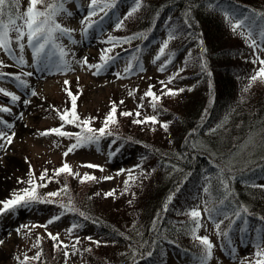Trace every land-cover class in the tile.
I'll list each match as a JSON object with an SVG mask.
<instances>
[{
    "label": "trees",
    "instance_id": "1",
    "mask_svg": "<svg viewBox=\"0 0 264 264\" xmlns=\"http://www.w3.org/2000/svg\"><path fill=\"white\" fill-rule=\"evenodd\" d=\"M231 2L238 3L241 10L246 13L250 12L251 9L264 10V0H231ZM131 3L132 0H121L117 12L122 14ZM191 3L192 0H143L141 9L125 21L123 28L117 30L113 27L115 16H112L111 20L105 21V27L108 30L107 35L111 32L115 36H127L132 32L151 29L147 39L137 37L130 44L117 45L116 48L118 50L116 53L120 55V59H125V62H127L126 57L139 47L142 49L139 56L141 66H143L146 58L151 56V50L154 51L155 48L158 50L159 43L166 38L170 23L168 17L171 16L174 21L180 22L184 10ZM27 4L28 0H21V10L26 8ZM156 12H159L158 17L155 16ZM191 15L193 17L191 27L189 28L185 25V34L174 38L169 44V49H174L176 56L188 48L195 47L199 61L201 48L198 37L202 34L207 48L206 57L212 72L211 77L208 76L207 72L201 71L199 62L193 68L194 71L192 69L193 72L184 75V71L181 73L183 74L182 76H178V79L191 78L189 82H184L181 79L184 86L179 87H183L185 90L176 96L167 94L162 96L156 109L160 113V119L172 121L167 131L159 124L153 126L150 122L143 125L133 123L132 121L136 118L135 111H133L131 116L118 115V123L110 126L112 131L119 133L121 137L120 140L116 141L117 144H123L121 151L126 148L135 150V154L138 157L137 163H139L140 157H147L143 163V167L148 170L147 173L141 174L131 166L129 169L135 172L138 178L134 182H129V190L127 192L124 191L123 183L127 174L123 178L116 180L113 185V189L117 193L115 198L111 196L105 197L102 194L103 191H107L104 188V183L108 179L80 182L77 177L64 173H61L58 179L48 182L46 186L39 189L42 193L52 191L67 181L77 206L88 212L91 219H84L78 213H65L63 217L54 223H58L61 219H65L68 225L72 222L82 223L80 228L86 227L94 237L101 240L116 241L115 244L102 243L95 245L87 239L81 238L78 243L72 240L73 243L71 244H77V250L74 254L69 252L67 264H131L129 255H121V253L128 249L129 243L138 242L141 239V237L136 235L137 231L142 232V239L148 240L149 243L153 239L157 240L154 256L150 258L149 264H152L153 260L156 264H170L168 257L171 254L177 257L182 255L183 258L191 259L195 262L199 253L196 242L186 231L177 230L182 225L173 224V221H185L188 219L186 215L178 214L177 210L184 212L187 206L195 205L197 193L204 183L203 177L209 172L215 176V165L210 162V153L212 151L225 156L229 153L238 152L250 129H254L257 132L258 140L260 135H264V132H261L264 129V94L261 93V90H254L252 87H247L246 89L247 77L253 74L255 64L250 61L251 59H245V57H249V55H245V38L239 34V31H232L229 24L223 19L222 13L218 10L209 9L203 0H200L199 6L193 7ZM164 58L166 56L161 59ZM0 60H4L6 65H8V67L0 69V71H19V68L12 61L3 58H0ZM169 74V72L166 75L150 73L144 83V88L137 92L138 94L132 99L127 97L129 92L125 88L113 92L104 103L102 116L95 115L99 119L92 121V123L97 127L100 126L103 116L111 106L110 101L118 102V113L124 109L135 110L141 95L147 90L148 85H153L154 91L158 94L163 91L159 83L161 79H165L167 86L171 87L166 80ZM1 79L4 78L0 77V83ZM11 79H4L5 86L11 85ZM210 79L212 82L211 88L209 86ZM257 83L256 88H260L262 84L264 85L260 81H257ZM192 85H195V87H192ZM69 87L74 92L78 91L77 87H74L72 83L69 84ZM0 96L3 97L4 94H0ZM61 96V100L58 102L54 101L52 105L62 110L65 106H70V100L64 90ZM121 97H123V103L119 104ZM84 98L85 92L82 90L78 96L77 111L82 117L92 116V110L84 109ZM205 108L208 109L206 114L204 113ZM164 109L167 110L165 111ZM141 112L142 114H153L147 96L144 97V107ZM49 113L53 118L52 126L62 123L54 108H51ZM202 115L206 116L203 120H201ZM225 117L227 118L225 119ZM217 125L221 126L217 127ZM65 127L73 131L78 130L72 125H65ZM151 127H155V131H151ZM212 127H216V131L209 133L207 129ZM193 128L198 129V132L189 135L190 129ZM52 135H55L56 139H64L71 142V138L60 137L56 134ZM195 136L204 140L209 147L204 151L193 150L190 141ZM126 137H132V140L123 139ZM113 140H115V137L103 138L98 146L99 152L95 155H102L104 148H107L109 152L110 142ZM186 140L189 141L187 145L185 143ZM169 141L172 142L169 143ZM177 152L187 154L186 159H179L175 155ZM192 153L195 154L192 155ZM97 156L94 158L96 159ZM262 156H264V144H258L250 159L247 155L238 156L237 159L249 160L248 169L251 170L244 169L241 171L240 169L243 166L238 163L236 165L238 170L235 173V178L230 181L235 198L250 205L251 210L257 213L264 212V190L252 188L244 181L257 184L264 183V160L261 159ZM216 159L219 160L220 157H216ZM165 160H171L173 164L178 163L183 173H190L188 180L184 181L182 179L181 171L173 172L171 166L165 165ZM28 162V165L31 164L35 169L37 179L39 178V172L43 168L53 169L60 165L49 158H36L35 163L31 160ZM72 166L73 170L78 171L80 174L87 171L94 172L97 177L101 175L108 176L105 166L103 170L92 169L85 165L81 166V164ZM153 168L155 171H151ZM177 183H180V191L174 200L170 202L168 210L160 212L161 218L157 221L159 235H167L169 239H157V234L151 231V222L162 208L167 195L175 190ZM215 184L216 181L213 179V186ZM96 192L100 194L92 195ZM133 192L135 196L132 195ZM199 194L202 195L203 192L201 191ZM58 198L67 200V194ZM129 200L132 201L131 204L128 203ZM58 209L59 205L37 203L28 208V217L30 213L32 215L34 213L36 216L45 214V218L48 220L51 214L57 213ZM134 220L137 222L135 229L132 227ZM259 223L257 216H249L248 226L253 231L246 232L245 238L242 240L239 228L244 226L243 221H237V226L231 232V244H228L226 238L219 236L223 245H225L222 252L226 259L229 260L228 262H234L233 255L229 254L232 247L236 249L234 253L236 256L237 251L241 250L243 244L247 247L253 243L255 225ZM226 224L227 221H225ZM35 226L39 227L38 225ZM80 228L75 229L70 234V237L79 235L77 232ZM39 230H35L31 224L23 229V235L17 245L18 249L13 262L20 264L16 259L17 255L23 259L24 253L31 257L37 251L43 249L41 256L37 260H29L27 264H65L63 248L57 247L54 250L53 241L47 236V233ZM201 231L200 229L199 233L203 234ZM121 233H126V235H121ZM37 234L40 235L41 239L39 245L36 244ZM128 236L132 237L131 241L127 238ZM89 244H92L91 251L86 250ZM81 249H85V251L81 252ZM72 256L77 258L72 261ZM137 264H145V262L144 260H138Z\"/></svg>",
    "mask_w": 264,
    "mask_h": 264
},
{
    "label": "snow or ice",
    "instance_id": "2",
    "mask_svg": "<svg viewBox=\"0 0 264 264\" xmlns=\"http://www.w3.org/2000/svg\"><path fill=\"white\" fill-rule=\"evenodd\" d=\"M200 0H192L190 6H188L183 14L180 22L174 21L171 16L168 17L169 26L167 29L166 38L159 43V48L153 56V61H159L162 57H165L162 63L159 64L158 71L164 72L166 67L170 65L175 57V50L169 49L170 42L177 36H183L184 26L191 27L193 17L191 15L194 6H199ZM207 7L213 11H220L222 13L223 19L229 24L232 31H239V34L245 38V43L250 46L252 53L249 57L245 59H251L255 64L258 62L259 66L253 70V74L247 77V87L251 86L253 82L260 80L264 82V56L261 52H264V10L251 9L250 12H244L241 10L238 3H233L231 0H203ZM121 0H88L86 6L77 5V8H83V15L80 17V34L81 38L88 39L90 34H95L97 39H101L105 43V47L100 49L99 59L92 63L89 61L87 55L77 58L75 49L67 47L62 42V38L67 37L69 43H76L74 33L76 29L66 26L58 19L60 15H73V11L67 7L68 0H28L26 8L21 10V0H0V49L11 58V60L16 62V67L19 71H0V77L7 79L12 78L16 82L18 89H24L25 94L22 100V96L18 94L17 91L9 90L6 87L0 86V94L6 95L10 98L12 104L22 101L23 104L31 103L28 96L38 95L36 88L31 85L28 77L34 74V71L43 72H53V73H67L69 71H74L71 68L73 60L76 61L80 66H86L88 69H94V74L98 75L102 72L112 70V66L120 59L118 53L113 54V49L119 44L129 43L136 39L137 37H143L147 39L149 31L151 29H146L140 32H132L127 36H115L111 32L107 36H103L104 31H106L105 21L111 20L112 16H115L113 27L117 30L125 26V21L131 18L143 5V0H132L130 6H127L126 11L122 14L118 13L117 10L120 6ZM42 5V6H40ZM155 16H159V12L155 13ZM154 22V21H153ZM14 33V35H13ZM199 45L201 48V53L199 57V65L202 72H207L208 76L211 77L212 72L208 66L207 62V48L202 34L198 37ZM259 41V42H258ZM15 45V46H13ZM31 49V64L34 67V71H26L25 68L28 65V60L24 56L25 47ZM17 49L19 50L17 52ZM141 48L137 47L131 55L126 57V65L123 67V71L115 70L114 76L116 78H121L125 75L131 74L142 66L140 63V52ZM192 59L191 50L184 57V66L175 68L169 75H167L166 80L172 82L174 78H178V74L184 71L187 67L189 60ZM4 60H0V69L6 68ZM79 77H77V80ZM161 93L154 91L153 85H148L147 90L141 95L140 101L138 102L136 109H124L118 113V102L110 101V108L103 116V121L99 127L95 126L92 121L99 119L96 116H81L77 111V101L78 96L81 94L80 86L77 84L78 91H73L70 87V81L65 78L63 81L64 92L67 94L70 100V106H65L62 110L57 108L55 105H50L54 108L59 115L60 123L57 126H52L44 129L37 130L38 135H48L56 134L60 137L71 138V142L63 150L62 155L67 157L69 153H74L76 150L91 145H100V141L105 137H115V140L110 142V150L108 152L109 158L116 156L122 149L123 144H117L116 141L120 140L121 137L119 133H114L111 129V125L118 123V115L121 116H131L133 111H135V119L132 121L136 124H145L150 122L151 125L159 124L165 131L168 130L169 125L172 123L171 120L160 119V113L156 111L158 102L161 101L162 96L171 95L176 96L178 93L183 92L185 89L183 87H168L165 83V79L159 81ZM209 86L212 87L211 79L209 80ZM138 87V86H137ZM195 87V85H192ZM189 90H191L189 88ZM135 91V89L133 90ZM132 94L131 92L129 93ZM149 98V104L153 110V114H142L141 109L144 107V97ZM46 99V98H44ZM123 103V97H121L119 104ZM165 111L167 109H164ZM0 112L9 113L12 112V108L6 103H0ZM208 109H204L206 114ZM22 117L23 113H19ZM206 116L202 115L201 120L205 119ZM227 117H225L226 119ZM0 124H3L4 129H0V157L6 155L9 145L12 144L13 138L15 137V131H11L14 128V122L5 119L3 115H0ZM65 125L75 126L78 130H71L66 128ZM221 125H217L220 127ZM151 131H155V127L150 128ZM209 133H214L216 127L208 128ZM198 129H190L189 135L197 133ZM264 132V129L261 130ZM257 132L254 129H250L248 135L245 137L243 143L240 146L238 152L229 153L226 156L215 151L210 153V162L215 165L216 173L215 176L211 172L203 177L204 183L201 189L197 193L198 204L193 206H187L184 212L178 211V214H184L188 217L185 221H173V224L182 225L178 228V231H186L193 240L196 242V246L199 249L198 256L195 259V264H207V262L213 257V249L215 247L214 242L211 240L209 235L200 234L199 230L207 225L202 220V217L206 214V219L211 221L214 230L218 236L227 239L228 244L232 243L231 232L232 229L237 226V221H243V227L239 228L241 233V239L245 238L246 232L253 231L251 227L248 226L249 216H257L260 223L255 225V238L253 240L254 251L249 254V257L240 258V264H264V212L257 213L251 210L250 205L245 202H241L235 198L234 190L231 187L230 181L235 178V173L238 170L236 165L239 163L243 166L240 170L248 169L249 160L237 159L238 156L247 155L250 159L258 146V144H264V135L259 136L257 139ZM128 141L132 140V137L123 138ZM172 141H169L171 143ZM186 145L189 141L186 140ZM191 148L193 150L204 151L209 146L205 144L204 140L200 139L198 136L193 137L190 141ZM195 153H192L194 155ZM179 159H186L187 154L177 152L175 154ZM216 157H220L219 160ZM147 157H140L139 163L132 165L133 169H136L139 173H147V169L143 167L144 160ZM26 161L28 157L24 158ZM264 160V156L261 157ZM83 165L90 167L92 169L103 170L104 165L93 163L91 161H82ZM165 165L171 166L173 172L181 171L182 179L184 181L188 180L190 173H183L180 169L178 163L173 164L171 160H165ZM249 171L251 169H248ZM116 173L127 172V177L124 180V191L129 190V182L137 180V174L131 169H125L123 167H117L115 169ZM151 171H155L153 168ZM68 174L77 179L80 182L85 181H95L112 179L111 176L101 175L96 176L94 172L85 171L80 174L78 171H74L72 165L67 159H64L59 166L49 169L47 167L43 168L39 174L38 179L36 178L35 169L31 164L28 168V179L26 185L23 188L16 189L11 192L8 198L0 199V214H4L8 211H15L19 207H32L37 203H51L59 205L57 213L51 214L49 219L45 224H51L54 221L59 220L65 215V213H78L80 217L84 219H91L88 212L78 207L74 198L71 195L69 184L65 181L61 186L55 190L48 192L39 191L40 188L47 185L48 182L58 179L60 174ZM171 175V173H169ZM21 180L23 178H20ZM213 179H215L216 184L213 186ZM244 183L249 184L252 188H259L264 190V183L257 184L255 182L244 181ZM180 183L175 185V190L170 192L162 208L158 211L157 215L153 218L151 222V231L157 234V239L168 240L167 235H159V225L157 221L161 218L160 212H166L169 208L170 202L174 200L177 193L180 191ZM203 192L206 198L200 196L199 192ZM67 194V200L58 197H63ZM99 192L93 193L92 195H99ZM103 196L113 197L116 196L115 189H109L103 191ZM135 196V193H132ZM91 199V197H89ZM129 204L132 203L131 200L128 201ZM203 205V208L200 205ZM225 221L227 224L225 225ZM99 222V221H97ZM39 223V222H37ZM136 221H133V229H135ZM21 227L27 228L28 225H20L16 228L19 233ZM82 227V223L72 222L68 228L67 233L72 234L75 229ZM47 236L53 241V249L57 247L63 248V253L65 257V264H67V257L69 252L73 254L77 250V244H71L69 241L60 239L59 232H52L45 227ZM10 235V233H8ZM121 235H126V233H121ZM136 235L141 237L138 242L129 243L128 249L121 253V255H129L131 264H137L138 260H144L145 264H149L150 258L154 256V249L157 243L156 239L148 240L142 239L143 233L137 231ZM130 241L132 237H127ZM71 239L77 243L80 241L81 237L79 235H72ZM85 239L92 241L95 245L100 244H115V240H101L93 235H88ZM175 242V241H173ZM0 243L3 240L0 239ZM41 243L40 235L37 234L36 244ZM225 245H221L224 247ZM92 244L87 246L88 251H91ZM43 249L37 251L33 256H29L27 253L23 254V259L17 255L16 259L20 264H27L29 260H37ZM81 252L85 249H81ZM236 252L235 247L230 249V255H233V259H237L234 255ZM152 264H156L153 260Z\"/></svg>",
    "mask_w": 264,
    "mask_h": 264
},
{
    "label": "rangeland",
    "instance_id": "3",
    "mask_svg": "<svg viewBox=\"0 0 264 264\" xmlns=\"http://www.w3.org/2000/svg\"><path fill=\"white\" fill-rule=\"evenodd\" d=\"M88 0H68L67 7L73 11V15H60L58 16L60 22L66 26L76 29L74 33L76 43H69L67 37L62 39L63 44L71 49H75L76 57H82L87 55L89 61L95 63L99 59L100 49L105 47V43L101 39H97L95 34H90L88 39L81 38L80 34V17L84 14L83 8H77V5L86 6ZM108 30L104 31L103 36H107ZM66 39V40H64ZM245 40V39H244ZM259 42V41H258ZM18 50V49H17ZM118 49H113V54H116ZM191 50L192 59L189 60L187 67L184 68L185 74L194 71V67L198 64V57L196 54L195 47L186 49L183 52L178 53L173 62L166 67L164 72L158 71L160 61H153V56L157 51L156 48L151 50L152 54L150 57L146 58L142 70L137 68V70L131 74L125 75L121 78H116L114 76L115 70L123 71V67L126 65L125 59H120L112 66V70L102 72L98 75L94 74V69H88L86 66H80L73 60L71 68L74 71H69L67 73H53V72H39L34 71V67L31 64V49L27 46L25 47L24 56L28 60V65L25 68L26 71H34V74L31 77H28L32 86L36 88L38 95L28 96L31 103L23 104L22 101L12 104L10 98L6 95L3 97L0 96V103H6L9 107L12 108V112L3 113L0 112V115H3L5 119L14 122V128L11 131H15L16 135L13 138V142L9 145V149L6 152V155L0 157V199L8 198L11 195V192L23 188L26 185L27 172H28V161L31 160L35 163L36 158H49L57 164H61L64 159H67L71 165L83 164L82 161H91L103 164L106 168L108 176H111L112 179H108L104 183V188L106 190L113 189L115 181L123 178L127 172L117 174L115 169L117 167H123L126 170L129 169L132 165L138 162V157L135 154V150L131 148H126L124 151H121L116 156L111 159L108 156V149L104 148L102 155H95L99 152V147L97 145L84 146L74 153H69L67 157L62 155L63 150L70 143V141L64 139H56L55 135H38L37 130L52 127L53 118L50 116V111L52 105L55 102L60 101L61 94L65 85L63 81L67 78L70 81V84H74V87L79 84L80 89L85 92L84 98V109L92 110V116L98 115L99 117L103 114L104 103L111 96L113 92H116L119 89L125 88L128 93V98L132 99L137 92L144 88V83L147 79V76L150 73H155L158 75H166L171 73L175 68L184 66V57L188 54V51ZM245 55H251L252 49L248 44L244 45ZM261 55L264 56V52H261ZM0 58L12 61L15 65L16 62L11 60L2 49H0ZM252 62V60H250ZM259 66L258 62L255 63V68ZM254 68V69H255ZM193 69V71H192ZM20 70V69H19ZM187 70V71H186ZM183 71V72H184ZM182 73V72H181ZM179 73L182 76L183 74ZM77 77L79 79L77 80ZM184 82H189V78H181ZM174 78L169 85L171 87H179L182 85V80ZM260 81V80H257ZM257 81L249 87L261 90V93L264 94V85H260V88H256L258 84ZM11 85L5 86V80L1 79L0 86L6 87L9 90L17 91L19 95L24 98L25 91L24 89H18L16 82L11 79ZM262 82V81H260ZM264 83V82H263ZM138 86V87H137ZM135 89V91H133ZM127 94V92H125ZM46 98V99H44ZM19 113H23L21 117ZM4 125L0 124V129H4ZM2 142V141H0ZM28 157L26 161L24 158ZM97 156L95 159L94 157ZM73 167V166H72ZM20 178H23L22 180ZM206 198L203 193L200 195ZM199 201L197 199L196 204ZM203 208V205H200ZM30 216L33 215L30 213ZM28 217V207H19L15 211H8L0 216V239L3 240V243H0V264H16L14 258L18 249V243L23 235V227H21L20 232L16 231V228L20 225L31 224L32 227L39 231L45 232V227L49 231L59 232L60 239L72 242L70 234L67 233L66 229L68 228V222L65 219H61L58 223L52 222L51 224H45L47 219L45 214L34 215L33 217ZM30 220V222H28ZM202 220L207 225V228H201L203 234L209 235L211 240L214 242V257L211 261H208L207 264H240V258L247 257L253 251V243L244 246L241 250L237 251V259L234 262H228L226 259L221 247L223 242L220 240L219 236L214 230V226L211 221H208L205 216L202 217ZM39 222V223H37ZM33 223V224H32ZM38 225L39 227H36ZM10 233V235L8 234ZM82 239H85L86 236L92 235L90 230H87L86 227L80 228L77 232ZM239 248V247H237ZM76 256H72L71 260L76 259ZM168 260L170 264H195L191 259L183 258L182 255L177 257L175 255H169Z\"/></svg>",
    "mask_w": 264,
    "mask_h": 264
}]
</instances>
